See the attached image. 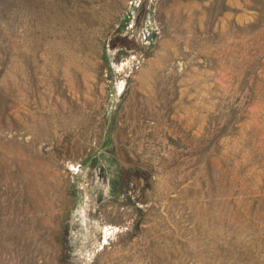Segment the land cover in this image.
<instances>
[{
  "label": "rangeland",
  "instance_id": "374dc122",
  "mask_svg": "<svg viewBox=\"0 0 264 264\" xmlns=\"http://www.w3.org/2000/svg\"><path fill=\"white\" fill-rule=\"evenodd\" d=\"M0 264H264V0H0Z\"/></svg>",
  "mask_w": 264,
  "mask_h": 264
}]
</instances>
